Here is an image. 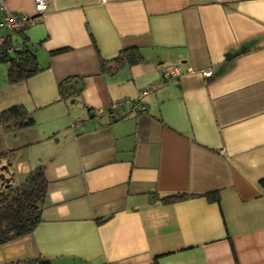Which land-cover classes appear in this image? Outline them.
<instances>
[{"label": "crops", "instance_id": "crops-1", "mask_svg": "<svg viewBox=\"0 0 264 264\" xmlns=\"http://www.w3.org/2000/svg\"><path fill=\"white\" fill-rule=\"evenodd\" d=\"M0 35L42 66L8 82L0 61V111L35 120L0 126V153L15 183L37 167L48 181L41 219L0 245V264H264V0H49ZM123 46L141 61L103 73L99 56ZM171 62L181 74L165 79ZM69 77L82 87L61 98Z\"/></svg>", "mask_w": 264, "mask_h": 264}, {"label": "trees", "instance_id": "trees-1", "mask_svg": "<svg viewBox=\"0 0 264 264\" xmlns=\"http://www.w3.org/2000/svg\"><path fill=\"white\" fill-rule=\"evenodd\" d=\"M34 18L35 16H33ZM28 23L30 22H27L18 31L24 33ZM66 49L63 47L52 50L50 53H60ZM141 58L138 47L123 46L115 54L107 57L99 56V66L103 73L113 75L124 66L139 63ZM0 61H5L8 65V82L23 80L42 68L37 61L34 49L27 44L25 39L10 50H7L5 46H0ZM69 80L72 81V85L65 83ZM81 87V81L78 79L73 81L72 77L65 78L59 83L60 97L64 98L78 92ZM34 122L33 111L22 104L13 105L0 111V126L7 132L33 125ZM9 164L7 153H0V171H6L8 174L3 176L0 172V245L24 235L34 228L41 219L48 186L47 178L41 167L31 170L20 183H15L9 177V170H7ZM260 185L264 192V180L260 181ZM212 194H214V199L218 200L219 192ZM186 196V193L181 192L169 193L159 196V200L169 203ZM5 264H50V261L42 256H37L17 259Z\"/></svg>", "mask_w": 264, "mask_h": 264}, {"label": "built area", "instance_id": "built-area-1", "mask_svg": "<svg viewBox=\"0 0 264 264\" xmlns=\"http://www.w3.org/2000/svg\"><path fill=\"white\" fill-rule=\"evenodd\" d=\"M49 0H33V7L35 14H42L48 7ZM34 15V14H33ZM33 15L29 13H18L14 11H8L6 9H3L2 3L0 0V28H8L10 30H20L24 27V25L27 22H31L33 19ZM0 46H5L7 50L12 49L11 46L8 45L7 39L0 35ZM181 68L179 64L176 62H171L166 65H164L161 68V75L165 78H174L181 74ZM205 74H209V71H206ZM151 89L145 88L141 89L135 99L133 101L135 102V109L136 110H142L145 108V105L141 102H138L140 98L149 92ZM130 101L131 99H126ZM120 101H113L110 104V107H115L118 105ZM137 102V103H136ZM101 109H95V112H99Z\"/></svg>", "mask_w": 264, "mask_h": 264}, {"label": "rangeland", "instance_id": "rangeland-1", "mask_svg": "<svg viewBox=\"0 0 264 264\" xmlns=\"http://www.w3.org/2000/svg\"><path fill=\"white\" fill-rule=\"evenodd\" d=\"M7 170H8V169H7ZM0 172H1V174H2L3 176H5V175L7 176V175H8V174L6 173V171L1 170Z\"/></svg>", "mask_w": 264, "mask_h": 264}, {"label": "water", "instance_id": "water-1", "mask_svg": "<svg viewBox=\"0 0 264 264\" xmlns=\"http://www.w3.org/2000/svg\"><path fill=\"white\" fill-rule=\"evenodd\" d=\"M36 15H38V14H34L33 16H36Z\"/></svg>", "mask_w": 264, "mask_h": 264}]
</instances>
